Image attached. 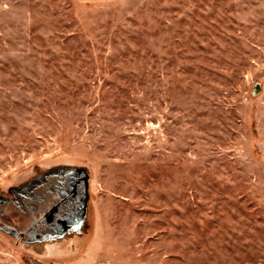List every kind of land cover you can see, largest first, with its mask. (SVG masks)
Segmentation results:
<instances>
[{
	"label": "rangeland",
	"instance_id": "374dc122",
	"mask_svg": "<svg viewBox=\"0 0 264 264\" xmlns=\"http://www.w3.org/2000/svg\"><path fill=\"white\" fill-rule=\"evenodd\" d=\"M0 197V264H264V0H0Z\"/></svg>",
	"mask_w": 264,
	"mask_h": 264
},
{
	"label": "flooded vegetation",
	"instance_id": "af4514ba",
	"mask_svg": "<svg viewBox=\"0 0 264 264\" xmlns=\"http://www.w3.org/2000/svg\"><path fill=\"white\" fill-rule=\"evenodd\" d=\"M62 180L64 181V183L66 185V188H64L62 186V187L59 188V191L56 190L53 194L56 195V196H57V194L63 196L64 193H65L66 195L63 196V198H62L63 201L61 200V202H56L55 204H53L51 209L48 210V211H46V210L40 211V203H44V202L46 203V201H48L49 189L53 188L51 185H49L50 187L48 185L45 187L47 189L45 191V193H44V195L46 197H43V194H35L34 192H30L31 188L35 186L34 182H32L30 187H29V185L28 186L25 185V186H21L19 188H13L12 194L14 196H16L17 199H18L17 201H15L13 203V206L19 212L25 211L26 214L28 213L27 216H29V219L31 220L29 226L27 227V231H25V233H23V234L40 233L39 230H41L40 229L41 226H43L45 224L47 226V229H49L52 232L54 231L52 233V235H54V234L56 236L63 235V233L66 231V228H64V229L62 228L63 227L62 222L64 221V219L66 218L67 215L68 216L69 215L72 216V220H70L68 222V224L69 225L71 224V226L73 225L75 227V225L73 223V220L75 219V217L77 215H75V217H74V214L71 215V213L63 214L62 211H60V209H63L62 205L69 198H71L72 196H75L78 193V190L75 189V186H73V188H71V186H72L71 183L72 182L71 183H66V181L64 179H62ZM34 188L37 189V187H34ZM62 191L64 193H62ZM28 194L29 195L30 194L31 195H37V196H39V198H36V199H33L32 201H30V199L26 197V195H28ZM0 199H2V197H0ZM80 206H81V204H80ZM55 215L58 216V219L56 220L57 226L54 227L52 225V220H53L52 216H55ZM30 216H31V218H30ZM67 227H68V225H67Z\"/></svg>",
	"mask_w": 264,
	"mask_h": 264
}]
</instances>
